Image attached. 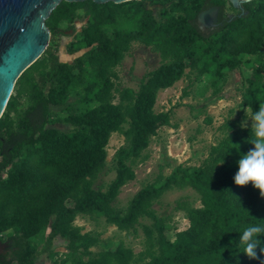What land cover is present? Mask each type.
Listing matches in <instances>:
<instances>
[{
	"label": "trees",
	"instance_id": "trees-1",
	"mask_svg": "<svg viewBox=\"0 0 264 264\" xmlns=\"http://www.w3.org/2000/svg\"><path fill=\"white\" fill-rule=\"evenodd\" d=\"M153 1L167 8L163 21L154 17L146 0H63L46 20L51 44L17 79L0 118V242L8 231L14 246L10 253L0 252V264H36L37 252L50 251L57 237L72 254L69 264H264L259 246L256 258L239 252L243 228L264 226L259 189L251 182L240 186L233 181L238 169L234 154L254 147L250 126L225 123L228 136L211 146L201 164L159 173L122 211L113 204L121 188L135 179V164L149 158L152 138L170 122L171 111L154 109L159 91L185 76L192 85V75L210 74L209 86L217 95L227 72L243 68L240 54L256 55L264 49V0L244 2V10L234 18L226 15L225 0ZM212 6L220 7L224 23L206 34L198 26V15ZM79 10L87 17L80 44L66 50H88L69 62L59 55L56 31L62 22L72 23ZM125 22L130 26H121ZM133 42L160 56V64L138 90L119 81L118 67ZM263 72L264 62L243 79L247 90L239 106L251 113L264 104ZM71 94L78 98L68 102ZM51 105L65 106V115ZM205 120L212 122L210 116ZM58 123L72 128L65 131L55 126ZM115 132L124 136L115 153L116 175L105 189L95 188L107 167V146ZM186 188L197 193L200 205L179 203L188 226L171 240L166 218L158 216L153 205L165 192ZM78 214L105 216L126 233L137 234L141 227L143 248L136 253L121 240L115 248L84 259L77 252L90 253L98 240L75 224ZM45 232L43 248L35 249L31 238ZM259 238L264 243V235Z\"/></svg>",
	"mask_w": 264,
	"mask_h": 264
},
{
	"label": "rangeland",
	"instance_id": "rangeland-1",
	"mask_svg": "<svg viewBox=\"0 0 264 264\" xmlns=\"http://www.w3.org/2000/svg\"><path fill=\"white\" fill-rule=\"evenodd\" d=\"M225 2L226 11L232 13L233 8L230 0H225ZM146 4L158 21L165 19L166 7L163 8L153 0H146ZM131 7L128 8L131 10ZM78 13L79 16L72 23L62 22L56 31L59 55L62 60L69 62H73L75 56L88 50V48H81L76 52L77 54H70L66 50L67 46L71 45L72 49H76L80 44L81 30L87 22V17L81 10ZM128 25V22L121 24V26ZM198 26L200 29H204L203 23L199 21ZM239 57L243 68L227 72L225 83L217 95L212 93L213 89L209 86L210 74H204L201 77L192 75V85H189L190 78L185 76L173 86L159 91L154 109L156 112L171 111L170 122L163 124L159 128L158 134L152 138L147 150L149 158L135 164V179L121 188L113 203L120 211L127 206L129 200L141 187L153 182L159 173L168 175L178 165L193 167L201 164L208 156L211 146L219 143L225 135L226 131L222 128L225 123L236 122L241 125V122H244V127H251V109L240 107L239 103L242 101L243 93L247 90L243 79L248 75L250 68L257 67L264 62V49L256 55L243 53ZM159 64L160 56L157 52H153L150 47L140 42H133L118 67L120 84L138 90L149 72ZM185 89L188 91L187 95H183ZM77 98L78 95L71 94L68 102ZM64 107L51 105L53 110L60 111L62 115H65ZM86 107L83 106V109ZM206 116L212 118L211 123L206 122ZM55 126L65 131L72 128L71 125L59 123ZM198 127L200 131H198ZM123 143L124 136L118 132L113 133L107 146V167L95 181V188L105 189L115 177V153ZM241 155V151L235 153L232 161L238 162ZM181 201H188L195 206L200 205L199 196L191 188L169 190L153 205L157 215L166 218V233L171 240L175 238L176 232L188 226L186 213L179 207ZM141 221L143 223L151 222L149 218H142ZM75 224L81 226L83 232H89L98 240L97 244L90 248V253H83L82 250L77 252L84 259L92 257L101 250L115 248L121 240L126 246L133 248L136 253L143 248L144 234L141 227L137 234L126 233L119 230L114 224L107 222L105 216L90 217L83 214L77 215ZM46 235L45 232V234L35 236L31 238L30 243L35 249L40 250L45 244ZM3 238L5 241L0 242V252L10 253L14 246L8 236V231L5 232ZM50 251L37 252L36 264H69L72 258L66 241L61 237L54 239Z\"/></svg>",
	"mask_w": 264,
	"mask_h": 264
},
{
	"label": "water",
	"instance_id": "water-1",
	"mask_svg": "<svg viewBox=\"0 0 264 264\" xmlns=\"http://www.w3.org/2000/svg\"><path fill=\"white\" fill-rule=\"evenodd\" d=\"M63 0H0V118L20 75L41 57L51 40L46 20ZM79 2L84 0H66ZM122 3L131 0H94ZM238 7L240 0H231ZM250 0H242L246 2ZM211 19L217 10L199 13Z\"/></svg>",
	"mask_w": 264,
	"mask_h": 264
},
{
	"label": "clouds",
	"instance_id": "clouds-1",
	"mask_svg": "<svg viewBox=\"0 0 264 264\" xmlns=\"http://www.w3.org/2000/svg\"><path fill=\"white\" fill-rule=\"evenodd\" d=\"M250 117L252 120V139L250 143L254 147L241 155L237 162L238 169L233 176V181L240 186L251 182L254 188L259 189V195L264 198V104H259L258 110L252 111ZM240 126L244 127V122H241ZM229 131L228 129L227 136ZM223 162L222 159L217 164ZM262 235H264V226L260 224L245 226L243 231L240 232L239 246L241 250L239 252H243L249 258H256V249L259 246L260 251L264 253V243L259 238Z\"/></svg>",
	"mask_w": 264,
	"mask_h": 264
},
{
	"label": "flooded vegetation",
	"instance_id": "flooded-vegetation-1",
	"mask_svg": "<svg viewBox=\"0 0 264 264\" xmlns=\"http://www.w3.org/2000/svg\"><path fill=\"white\" fill-rule=\"evenodd\" d=\"M240 1L241 2L238 4V7H235L237 9V11H233L232 13H228L226 11L225 13H226L227 16H230L231 18H234L236 15H240L242 13V11L244 10V7H243L244 2H242V0H240ZM215 7H216V10H217V15L215 17L211 18L212 20L208 17L209 14L208 15L204 14V16H202L203 20H201L200 15H198V21L203 23V25H205L204 29H201L204 33H208V34L212 33L213 31H216L217 29H219L220 26L224 23V21H222L221 16H220L221 10H220L219 6L208 7L206 9H204V10L206 11V10H210V9H215Z\"/></svg>",
	"mask_w": 264,
	"mask_h": 264
},
{
	"label": "bare ground",
	"instance_id": "bare-ground-1",
	"mask_svg": "<svg viewBox=\"0 0 264 264\" xmlns=\"http://www.w3.org/2000/svg\"><path fill=\"white\" fill-rule=\"evenodd\" d=\"M215 8H216V7H215ZM202 20H203V19H202ZM211 20H212V19H211ZM211 20H210V21H211ZM204 26H205V25H204ZM206 26H207V25H206ZM208 26H209V25H208Z\"/></svg>",
	"mask_w": 264,
	"mask_h": 264
}]
</instances>
